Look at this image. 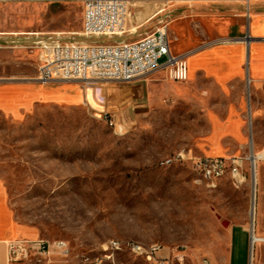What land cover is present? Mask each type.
Wrapping results in <instances>:
<instances>
[{"label": "rangeland", "instance_id": "obj_1", "mask_svg": "<svg viewBox=\"0 0 264 264\" xmlns=\"http://www.w3.org/2000/svg\"><path fill=\"white\" fill-rule=\"evenodd\" d=\"M187 12H168L158 24L168 26L182 54L191 49L190 41L179 43ZM82 26L80 4L1 3L0 84L35 83L42 39L61 33L93 42L79 36ZM197 57L189 59L192 68ZM85 86L94 99L83 106L39 104L15 119L0 113V188L20 238L65 241L70 249L67 257L54 249L51 258L33 252L14 264H150L127 246L133 242L161 245L165 255L184 250L185 261L175 264H227L231 221L246 224L251 236L255 228L261 241L252 242L251 264H261L258 252L264 264V118H256L250 78L233 94L204 79L176 83L165 73ZM241 96L239 111H228ZM237 122L244 123V143L234 137ZM181 154H254L253 161L261 155L255 222L254 175L242 189L229 177L198 183L193 162ZM110 241L125 245L106 252ZM236 244L234 256L243 263Z\"/></svg>", "mask_w": 264, "mask_h": 264}, {"label": "built area", "instance_id": "obj_2", "mask_svg": "<svg viewBox=\"0 0 264 264\" xmlns=\"http://www.w3.org/2000/svg\"><path fill=\"white\" fill-rule=\"evenodd\" d=\"M8 2V0H0ZM207 4L220 2L243 3L250 17L253 0H204ZM84 17L80 37L93 42L75 41L61 33L40 40L36 49L39 52L37 75L33 81L37 84L53 83H131L157 73H165L176 83L189 80V59L198 51L174 54L171 49V39L168 26L137 41L125 40L128 36L137 34L136 29H129L133 17V1L131 0H82ZM123 39L118 42H101L102 39ZM95 39V40H93ZM251 37H225L204 42L203 50L218 46L249 44ZM114 125V123H112ZM249 157H190L181 154L178 158L191 160L197 175L198 183H214L229 177L239 180L240 189L253 177L256 162ZM247 164L250 165L248 173ZM123 242L110 241L105 246L106 252H119ZM127 246L136 250L137 256L144 258L150 264L183 263L186 259L184 250H177L174 255H165V247L153 244L140 246L138 243H128ZM54 249L63 257L70 254L69 245L65 241L52 243L48 240H18L9 245V260L13 263L26 261L33 252L48 259L54 254ZM107 257V254H106ZM203 264H211L204 259Z\"/></svg>", "mask_w": 264, "mask_h": 264}, {"label": "crops", "instance_id": "obj_3", "mask_svg": "<svg viewBox=\"0 0 264 264\" xmlns=\"http://www.w3.org/2000/svg\"><path fill=\"white\" fill-rule=\"evenodd\" d=\"M131 1H133V17L129 23V29H136L137 34L128 36L127 39L130 41H137L155 33L159 28L158 24L162 22V16L180 8H187L189 11L187 15L191 17L187 24H184L186 31L179 42L190 41L191 49L189 51L196 49L209 39L249 35L251 40L247 45L218 46L196 53L198 57L193 62V68L189 60V79L193 82H198L201 79L209 80L233 94V88L238 92L244 80L250 78L256 118H264V0H253L250 17L243 3L207 4L204 0ZM1 3L80 4L83 9L82 0H8V2ZM154 27L156 30H152ZM172 44V52L182 54L179 47ZM93 99L91 91L80 83L0 84V113L14 119L31 112L39 104L76 107L86 105ZM242 99L241 96L240 100L229 102L228 111H239ZM242 121L244 122L243 119ZM244 128V123L234 124V137L238 141L245 142L247 138ZM261 170L262 175L264 168ZM263 209L264 207L261 205V211ZM258 232L262 233L263 228H259ZM226 235L231 245L227 264H251V229L246 224H237L231 221ZM18 240L23 239L20 238L19 228L5 207L0 188V264H14L9 260V245ZM237 241H240L243 249L241 254L243 263H239L234 256ZM256 259V263L261 261L262 264V255L259 252Z\"/></svg>", "mask_w": 264, "mask_h": 264}, {"label": "bare ground", "instance_id": "obj_4", "mask_svg": "<svg viewBox=\"0 0 264 264\" xmlns=\"http://www.w3.org/2000/svg\"><path fill=\"white\" fill-rule=\"evenodd\" d=\"M262 158L263 157L261 155L255 154V156H254L253 159H254V162H256V164H257V162L259 160H261ZM234 182H235L236 187L237 188H240V182H239V180H234ZM253 187H254V193H255L254 202H253V208H252V217H253V223H254L255 222L254 218H256V213H257L256 196H257V187H258V175L256 173V170L254 172ZM254 229L255 228H252V234H253L252 235V242L255 244L258 241H261V239L257 237V235L255 234V230ZM138 245H140V244H138ZM140 246H144V245H140ZM132 251L137 254L136 250H132ZM107 257H108V255H107Z\"/></svg>", "mask_w": 264, "mask_h": 264}, {"label": "water", "instance_id": "obj_5", "mask_svg": "<svg viewBox=\"0 0 264 264\" xmlns=\"http://www.w3.org/2000/svg\"><path fill=\"white\" fill-rule=\"evenodd\" d=\"M226 221H222V224L225 225Z\"/></svg>", "mask_w": 264, "mask_h": 264}]
</instances>
